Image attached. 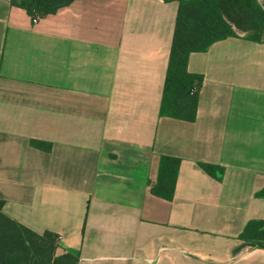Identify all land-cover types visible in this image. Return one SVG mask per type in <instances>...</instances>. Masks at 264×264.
I'll list each match as a JSON object with an SVG mask.
<instances>
[{"label": "crops", "instance_id": "1", "mask_svg": "<svg viewBox=\"0 0 264 264\" xmlns=\"http://www.w3.org/2000/svg\"><path fill=\"white\" fill-rule=\"evenodd\" d=\"M178 9L75 0L33 24L0 0V200L80 264H264L238 254L264 243V42ZM169 73L202 81L196 122L160 116ZM161 157L181 161L172 201L152 194Z\"/></svg>", "mask_w": 264, "mask_h": 264}, {"label": "trees", "instance_id": "2", "mask_svg": "<svg viewBox=\"0 0 264 264\" xmlns=\"http://www.w3.org/2000/svg\"><path fill=\"white\" fill-rule=\"evenodd\" d=\"M75 0H11L13 8L23 9L33 19L57 14ZM171 1V0H167ZM177 23L232 38L264 42V8L258 0H177ZM202 81L169 73L166 78L160 116L194 123L198 117ZM31 145L50 153L53 145L33 140ZM181 161L161 157L157 184L152 194L172 201L175 197ZM201 168L221 181L225 169L201 164ZM0 200V264H80V258L60 251V236L47 231L38 234L5 213ZM238 254L250 248L264 249V243L244 240Z\"/></svg>", "mask_w": 264, "mask_h": 264}, {"label": "built area", "instance_id": "3", "mask_svg": "<svg viewBox=\"0 0 264 264\" xmlns=\"http://www.w3.org/2000/svg\"><path fill=\"white\" fill-rule=\"evenodd\" d=\"M258 2L262 5V7L264 8V3L263 0H258ZM42 19L41 16H36L35 18L32 19L33 24H37L39 23V21Z\"/></svg>", "mask_w": 264, "mask_h": 264}, {"label": "rangeland", "instance_id": "4", "mask_svg": "<svg viewBox=\"0 0 264 264\" xmlns=\"http://www.w3.org/2000/svg\"><path fill=\"white\" fill-rule=\"evenodd\" d=\"M263 3H264V0H263Z\"/></svg>", "mask_w": 264, "mask_h": 264}]
</instances>
